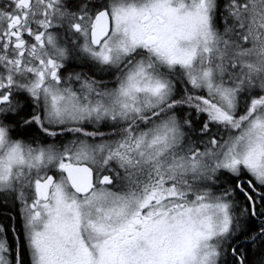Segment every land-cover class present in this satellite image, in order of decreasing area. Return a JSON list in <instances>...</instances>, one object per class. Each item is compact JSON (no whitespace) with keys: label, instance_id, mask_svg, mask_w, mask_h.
I'll use <instances>...</instances> for the list:
<instances>
[{"label":"snow or ice","instance_id":"1","mask_svg":"<svg viewBox=\"0 0 264 264\" xmlns=\"http://www.w3.org/2000/svg\"><path fill=\"white\" fill-rule=\"evenodd\" d=\"M0 264H264V0H0Z\"/></svg>","mask_w":264,"mask_h":264}]
</instances>
